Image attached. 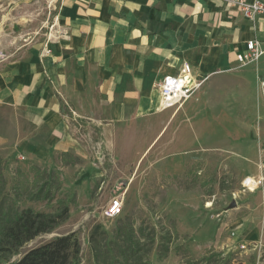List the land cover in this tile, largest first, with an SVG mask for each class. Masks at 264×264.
<instances>
[{
    "label": "crops",
    "instance_id": "0c3cea01",
    "mask_svg": "<svg viewBox=\"0 0 264 264\" xmlns=\"http://www.w3.org/2000/svg\"><path fill=\"white\" fill-rule=\"evenodd\" d=\"M42 9V27L0 45V114L9 117L0 157L24 154L59 170L130 135L144 140L151 164L185 167L207 128L196 130L191 102L157 109L161 78L184 62L197 76L228 71L250 40L264 50V17L250 21L226 0H43ZM256 64L264 80V53Z\"/></svg>",
    "mask_w": 264,
    "mask_h": 264
},
{
    "label": "rangeland",
    "instance_id": "374dc122",
    "mask_svg": "<svg viewBox=\"0 0 264 264\" xmlns=\"http://www.w3.org/2000/svg\"><path fill=\"white\" fill-rule=\"evenodd\" d=\"M42 3L0 0V45L22 43L28 31L42 27ZM256 63H233L228 71L208 77L187 100L193 104L196 130L203 125L208 133L195 134L200 142L195 137L185 167L160 168L141 158L144 140L138 135L119 136L114 150L98 146L84 152L82 159L70 158L71 164L61 170L33 163L24 154L3 152L2 174L9 193L21 180L17 167L30 180L32 165L59 175L61 189L55 200H23L20 209L54 213L57 200H62L69 213L50 232L0 254V264H12L28 249L70 233L80 243L77 263L94 264L88 238L95 225L111 239L119 224L128 221L137 227L141 220L155 226L156 243L165 233L161 227L178 233L166 258L159 259L154 249L148 264H264V181L263 191L241 186L247 177H264V80L253 70ZM0 116V123L9 122V117ZM96 142H102L101 135ZM173 160L177 158L166 162ZM116 197L122 213L107 218L104 212Z\"/></svg>",
    "mask_w": 264,
    "mask_h": 264
},
{
    "label": "trees",
    "instance_id": "16d2710c",
    "mask_svg": "<svg viewBox=\"0 0 264 264\" xmlns=\"http://www.w3.org/2000/svg\"><path fill=\"white\" fill-rule=\"evenodd\" d=\"M3 167L4 161L0 158V254L11 253L37 236L50 232L65 221L69 213L62 200H57L54 213L20 209L18 205L23 200H55L61 189L57 172L32 165L28 170L32 176L30 180L25 171L17 167L16 174L21 180L9 193ZM160 229L165 233L160 234L156 243V228L147 220H141L137 227L128 221L119 224L111 239L100 225H95L88 238L94 264H148L154 249L159 259L166 258L178 233L164 227ZM79 253L80 243L75 234L70 233L28 249L12 264H78Z\"/></svg>",
    "mask_w": 264,
    "mask_h": 264
},
{
    "label": "built area",
    "instance_id": "2783aa9c",
    "mask_svg": "<svg viewBox=\"0 0 264 264\" xmlns=\"http://www.w3.org/2000/svg\"><path fill=\"white\" fill-rule=\"evenodd\" d=\"M228 3L238 8L242 15L250 21H255L258 17H264V1L252 0L248 2L246 0H226ZM49 4L47 5V7ZM51 38L48 36L45 39L40 56L46 58L50 55V49L48 44ZM264 53L262 44L258 40H250L245 44V50L241 53L235 54V61L241 65L249 63H255ZM208 76H197L193 74V69L190 64L184 62L181 65L179 73L177 75H167L161 78L157 85V91L159 94V111H165L168 109H178L184 102L190 99L201 88L202 84L206 81ZM262 178L247 177L241 182V186L244 190L254 192L262 186ZM122 202L119 197L114 198L104 215L107 218L113 219L121 215ZM245 249V246H241Z\"/></svg>",
    "mask_w": 264,
    "mask_h": 264
}]
</instances>
